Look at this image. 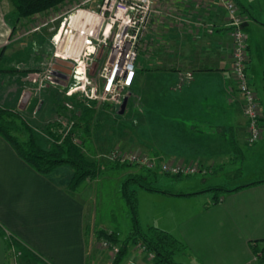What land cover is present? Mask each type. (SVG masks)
Here are the masks:
<instances>
[{"label": "crops", "instance_id": "0c3cea01", "mask_svg": "<svg viewBox=\"0 0 264 264\" xmlns=\"http://www.w3.org/2000/svg\"><path fill=\"white\" fill-rule=\"evenodd\" d=\"M8 2L0 0L2 52H7L13 38ZM236 2L248 36L247 72L259 96L264 124V0ZM155 7L150 41L141 51L149 56L138 58L133 84L140 115L153 134L163 135L165 152L152 158L160 168L166 163L198 165L206 173H225L239 182L226 188L236 189L232 192L219 190L217 204L215 195L200 203L202 196L189 195L206 188L151 197L150 203L156 200L166 208L164 213L151 212L147 226L182 240L188 251L179 259L185 264H260L251 241L264 239V154L255 166L250 165L247 147L252 146L247 143L245 99L233 73L228 12L220 0H156ZM56 64V71L63 74L65 68ZM13 79L8 81H18ZM57 84L61 86V77ZM8 89L6 85L5 92ZM144 89L150 92L149 108L141 95ZM252 148V153L264 149V138ZM248 165L250 174L243 171ZM78 190L36 171L0 135V264H22V249H30L48 264H108L94 248L95 237L102 241L97 237L99 229H116L94 228L86 199ZM138 217L142 222L139 212ZM136 246L129 247L121 264H154Z\"/></svg>", "mask_w": 264, "mask_h": 264}, {"label": "rangeland", "instance_id": "374dc122", "mask_svg": "<svg viewBox=\"0 0 264 264\" xmlns=\"http://www.w3.org/2000/svg\"><path fill=\"white\" fill-rule=\"evenodd\" d=\"M81 1L83 0H65L48 11L17 19L15 7L9 0L6 11L7 20L13 28V38L9 43L10 47L7 52L5 50L0 51V107L15 113L18 122L24 121L28 124L34 130V133H37L44 147L50 148L56 142V139L61 142L62 138L69 135L90 159L100 163L102 167L101 174L95 179L85 181L80 186L78 193L86 199L87 216L95 223V229L100 226L118 229L124 238L133 226V215L122 191L123 183L130 174L142 175L145 179L143 182L162 191H151L135 182L131 184V188L136 191L137 203L139 202L138 212L141 213L143 218L142 222L140 220L139 222L144 230L148 229L147 219L151 217V212L164 213L166 208L165 205L156 200L150 203L151 197L159 199L158 196H161L164 191L189 194L206 188L203 192L189 194L202 196L198 198L200 203L204 201L203 199H213L215 193L218 194L219 192V190L207 189L229 188L239 181H235V178L225 173L218 175L194 173L176 176L177 174L160 168L158 160H156L157 165L152 168L154 172H150L147 165L137 161L121 163L115 154L148 155L152 158L155 154L161 156V153L165 152L164 144L160 142V137L163 135L153 134L149 124L139 113L140 103L139 99H134V86L125 92V98L128 97L129 103L125 111L121 113L125 98L121 103H116L110 100L92 99L80 93L70 96L67 95V90L62 89L60 85L45 80L44 73L48 71L51 63L54 62L55 67L57 65L56 58H60L56 57L54 60L55 52L67 53L68 45L71 42H73V47L78 52L81 51L83 54L87 51L82 43L84 38L80 36L81 30L84 28L82 25L87 23L82 20L85 6H79ZM77 9H80L81 15L71 22V18ZM60 30L62 34L59 44L55 40L54 33ZM149 41L148 37L143 39L139 57L141 54H145L141 51L148 46ZM38 47L40 48L39 51L37 50ZM93 49L90 48L89 51H94ZM48 51L50 53L46 54L45 52ZM11 54H14L13 58L10 57ZM145 56L148 57L149 55L145 54ZM88 57L90 56H83L85 65ZM101 60L102 57L96 59L94 64L87 69L88 76L95 79L98 84L102 80L95 65H101ZM57 67L59 68L58 65ZM149 70L148 65L144 72L148 73ZM21 74L24 76L21 77ZM62 76L65 77V75ZM70 76L65 81L73 83L72 76ZM13 77L18 81H8ZM21 79L24 81H20ZM62 82L64 83V80ZM6 85L9 87L7 91L14 92L15 95L11 96L9 92H5ZM149 93L147 89H144L141 93L146 103L145 108H149ZM67 103H70L73 107L69 108ZM92 105L97 109L98 114L96 119L91 122L90 130L86 131L83 125L79 127L77 125L84 110ZM135 114L138 115L136 119ZM14 133L21 139L27 137L24 132L19 133L16 130ZM248 135L249 129L247 137ZM263 138L264 132L257 142L247 143L249 146L254 147ZM150 147L154 149L151 150ZM252 147H247V159L248 161L252 159L250 165L255 166L262 159L264 149L260 148L252 153ZM118 163L128 165L118 167L116 166ZM228 164L222 165L227 167ZM229 167H227L228 171ZM233 169L235 168L233 167ZM243 171L250 174L249 165L243 168ZM71 172L69 167L65 168L63 174L60 175L61 180L66 181ZM151 207L153 208L151 209ZM94 244V248L98 249V252L102 255L101 259L110 264L114 259V254L103 247L101 241H96V237ZM148 261L149 259H147ZM21 262L22 264L26 263L23 260Z\"/></svg>", "mask_w": 264, "mask_h": 264}, {"label": "built area", "instance_id": "2783aa9c", "mask_svg": "<svg viewBox=\"0 0 264 264\" xmlns=\"http://www.w3.org/2000/svg\"><path fill=\"white\" fill-rule=\"evenodd\" d=\"M220 1L229 15L228 25L231 27L233 38V73L237 88L245 99L244 113L248 119L249 135L247 142L254 143L262 137L264 124L259 96L254 90L247 72L248 36L243 29L244 20L236 0ZM155 2L156 0H83L80 2L79 6H85L82 20L87 22L86 25H82L84 28H82L80 36L84 38L82 43L87 51L83 54L81 51V53L78 52L71 42L68 45L67 53L55 52L54 55V60L56 57H60L74 63L71 74L74 84L64 81L65 84L62 82L60 86L67 90V95L80 93L92 99L122 102L125 98V92L133 86L137 76L139 52L143 39L148 37L150 31L151 20L156 11ZM79 11L80 9H77L74 14L79 13ZM61 34V30L54 33L55 40L59 44ZM90 48H94V51H89ZM85 55L90 57H88L86 65L84 63V69L81 72L79 60L83 59L81 57ZM101 57V65H95L102 80L98 84L95 79L88 76L87 69L94 64L96 59H101ZM43 76L45 80L57 84L62 74L56 71L53 62ZM67 105L69 108L73 107L70 103ZM115 156L119 158L121 163L137 161L147 165L149 169L157 165V161L148 155L115 154ZM162 169L173 174L207 172L204 167L187 164L166 163L162 165ZM101 244L109 249L114 257L120 250L118 244L106 239H102ZM136 247L149 260H154V252L149 251L144 244L138 243Z\"/></svg>", "mask_w": 264, "mask_h": 264}, {"label": "trees", "instance_id": "16d2710c", "mask_svg": "<svg viewBox=\"0 0 264 264\" xmlns=\"http://www.w3.org/2000/svg\"><path fill=\"white\" fill-rule=\"evenodd\" d=\"M10 1L15 7L17 19H20L48 11L51 8L57 7L58 4L65 0ZM45 53L49 54L50 51ZM97 114L98 111L93 105L88 106L79 117L77 126L83 125L84 129L89 131L91 122L96 119ZM16 130L19 133L24 132L27 137L21 139L14 133ZM0 135L3 136L14 147L18 155L36 171L48 176L57 183L64 184L70 190H78L85 181L88 179H95L101 174L102 167L100 163L90 159L84 150L73 141L71 136L68 135V137L62 138L61 142H59V139H56V142L50 148H46L41 144L37 133H34V130L28 124L24 121H21V123L18 122L15 113L1 107ZM127 165L128 164H116L118 167H126ZM68 167L72 172L71 174L69 173L70 175L66 181H62L60 175L63 174V170ZM150 172H154V170L150 169ZM176 176L181 175L177 174ZM144 180L142 175L130 174L123 183V196L126 198L133 215V226L130 234L125 238H121L117 230L109 231L99 229L97 231V237L101 240L106 239L120 246V250L118 254L115 255L111 264H121L128 254L129 247L131 245H137L138 243L144 244L149 251L154 252V264H185L179 259L180 256H183L188 251V246L182 240L167 230L158 227H149L147 230H144L140 225L136 191L131 188V184L135 182L148 190L162 192L151 185H147L143 182ZM207 190L232 192L236 189L219 187ZM177 195L187 194L178 193ZM220 201L221 197L215 194L213 203L217 204ZM251 248L258 263L264 264V239L251 241ZM22 250L24 252L25 261L35 262L37 264H48L39 259L30 249Z\"/></svg>", "mask_w": 264, "mask_h": 264}, {"label": "water", "instance_id": "95a60500", "mask_svg": "<svg viewBox=\"0 0 264 264\" xmlns=\"http://www.w3.org/2000/svg\"><path fill=\"white\" fill-rule=\"evenodd\" d=\"M56 62H58V63H63V64H70L71 66H73V62L68 61V60H65V59H61V58H56ZM127 103H128V97L125 98V100H124V102H123V104H122V110H121V113L124 112Z\"/></svg>", "mask_w": 264, "mask_h": 264}, {"label": "flooded vegetation", "instance_id": "af4514ba", "mask_svg": "<svg viewBox=\"0 0 264 264\" xmlns=\"http://www.w3.org/2000/svg\"><path fill=\"white\" fill-rule=\"evenodd\" d=\"M61 66H63L65 69L62 70L61 73H63L62 75H65V77H62V80L65 81L66 78H68L71 74V70H72V66L70 64H63V63H60Z\"/></svg>", "mask_w": 264, "mask_h": 264}, {"label": "bare ground", "instance_id": "6f19581e", "mask_svg": "<svg viewBox=\"0 0 264 264\" xmlns=\"http://www.w3.org/2000/svg\"><path fill=\"white\" fill-rule=\"evenodd\" d=\"M79 15H81L80 12L74 14V15L72 16V18H71V22H73V21L75 20V18L77 19ZM81 58H83V57H81ZM79 61L81 62L80 66H79V69H80L81 72H83L82 70L84 69V60H83V59H80ZM81 72H80V73H81Z\"/></svg>", "mask_w": 264, "mask_h": 264}]
</instances>
